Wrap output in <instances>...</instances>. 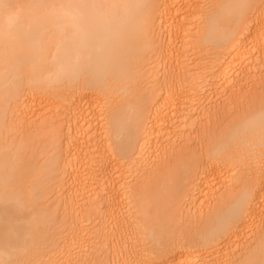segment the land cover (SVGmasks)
I'll return each mask as SVG.
<instances>
[{"label":"bare ground","instance_id":"obj_1","mask_svg":"<svg viewBox=\"0 0 264 264\" xmlns=\"http://www.w3.org/2000/svg\"><path fill=\"white\" fill-rule=\"evenodd\" d=\"M112 2L0 0V264H117L122 249L123 264H264V93L240 89L264 68V0H132L131 21L114 35H72L66 6ZM179 43L199 56L195 67L189 51L176 59ZM222 109L233 119L215 138ZM129 110L144 128L135 155L122 158L112 133ZM196 115L214 127L202 126L199 153ZM49 131L50 157L30 164L24 150L42 151ZM169 158L179 166L161 193ZM167 203L184 213L174 243L158 228L177 217ZM86 217L101 224L87 232Z\"/></svg>","mask_w":264,"mask_h":264},{"label":"rangeland","instance_id":"obj_2","mask_svg":"<svg viewBox=\"0 0 264 264\" xmlns=\"http://www.w3.org/2000/svg\"><path fill=\"white\" fill-rule=\"evenodd\" d=\"M181 45V46H180ZM176 48H178V49H176ZM176 48H175V52H176V56H178L176 59L177 60H180L179 59V55H180V57L182 56L181 54H183V52H184V54L185 53H187L188 51H189V53H188V56H189V63H188V65L190 66V67H195L194 65H197L198 63H199V56L197 55H195V53L194 52H192V48H188V49H186L185 51H182V50H184V45H182V43H179L177 46H176ZM181 48V49H180ZM176 50H179V52H177ZM182 51V52H181ZM181 53V54H180ZM196 57H195V56ZM198 57V58H197ZM193 59V60H192ZM262 60L261 59H259L258 60V62H259V64H261L262 62H261ZM174 62H176V63H174ZM178 61H176L175 59H172V62H170L169 64H170V68H173L172 70H175L176 69V67H178V65H179V63H180V61L177 63ZM178 64V65H177ZM173 65V66H172ZM174 67H175V69H174ZM192 67V68H193ZM259 70V71H258ZM258 70H256V72L254 71V72H251L249 75H248V78L246 79V80H248V82L247 81H244V83L242 84V88H241V86H240V89H242V92L241 93H243V94H241V96L242 95H251L254 91H255V89L254 88H256L257 89V92H259V94H263L264 93V68H263V66H261V69L259 68ZM178 73V72H177ZM176 73V75H178ZM180 75V74H179ZM178 75V76H179ZM177 77V76H176ZM176 77H175V79H176ZM178 78V77H177ZM248 83V84H247ZM254 89V90H253ZM253 90V91H252ZM238 92V94H237V92ZM239 92H240V90L239 89H235V90H233V92L231 93V95L234 93V95H232V96H238L239 95ZM224 94V93H223ZM226 97V98H225ZM211 98H213V97H211ZM226 99H228V97H227V95L225 94V96L223 97V99L222 100H218V104H220V102L221 103H223V105L225 104V100ZM216 100H214V102H215ZM224 101V102H223ZM233 105V104H232ZM226 106V105H225ZM231 106V105H230ZM86 107H88L87 105H86ZM229 108V107H228ZM210 111V115L209 116H211V109L209 110ZM223 111V112H222ZM222 112V116H221V118L220 117H218L219 119H215L214 120V122L216 121V120H218V121H220V123L218 122L217 123V121L214 123V125H215V129L214 130H212V132H211V129H209V131L211 132V134L213 133V132H215V133H213L214 135H216L215 136V138L216 137H218V133L216 134V127H217V131L220 133L221 131H223L224 130V128H223V126H227L226 124H224V123H227L228 124V122H231V120L233 119V118H231V114L229 115V113H228V115H229V117H230V119H229V117H228V115H226V116H224L225 115V113L227 112L226 110H225V112H224V110L222 109L221 111H220V113ZM219 113V114H220ZM213 114V113H212ZM196 116H198V115H196ZM201 116V115H200ZM200 116H198V117H196L197 119H196V123L198 124H196L199 128H197V126H194L193 128V130H195V133H193L191 136H192V138H193V142L195 143L194 145H196V148H197V146H198V148H197V150H196V148H195V152H197L198 151V153L202 150V149H205V147H206V145H204V143H205V141H203V140H205V137H207L206 135L204 136V132H206L207 130H205V129H208V127H211V128H214L213 127V120H210V122H209V120H208V122L206 121L205 123H203L202 121L204 120V119H206V115L204 116V117H200ZM208 117V116H207ZM214 117H216V115L214 116ZM203 118V119H202ZM209 118V117H208ZM199 122H198V121ZM230 120V121H229ZM212 121V122H211ZM222 121V122H221ZM228 121V122H227ZM200 123V124H199ZM217 123V124H216ZM204 124H205V126H204ZM224 124V125H223ZM206 125H208V126H206ZM217 125V126H216ZM221 125V127H219V126ZM223 125V126H222ZM205 127V129L203 128V127ZM196 128V129H195ZM218 128H221V130H218ZM222 128H223V130H222ZM197 130V131H196ZM205 130V131H204ZM163 130H161L160 132H162ZM50 132V134L49 133H47V135L48 136H46V137H48V138H45V147H44V149H42V151H43V153H40V152H42L41 150H40V148H39V145L38 146H34V144H36V143H33V141H37V140H39L40 141V136L39 137H36V136H33V138H35V139H31L32 140V143L33 144H30V142L28 143V144H30V146L28 147H26V148H28V150L27 149H25L24 150V154L26 155V157H27V155H32V156H30V158H31V160L30 159H28V162L31 164V163H33V165L35 164V160H38V162H36V164H39V162H43V161H45V160H47L49 157H46V156H48L47 154L45 155V152L47 151V147L49 146V144H50V141L48 140V139H50V136H52L51 134V131H49ZM207 133V132H206ZM165 135V134H164ZM163 135V136H164ZM207 135H210V133L209 134H207ZM213 137V136H212ZM36 138H38L37 140H36ZM165 139V138H164ZM199 139V140H198ZM201 139H202V141L204 142H202L201 141ZM17 140H19L18 138H17ZM30 140V141H31ZM51 140V139H50ZM166 140V141H165ZM164 141L165 142H167V139H165ZM198 141V142H197ZM197 142V143H196ZM48 143V144H47ZM199 143H201L202 144V148L201 147H199V146H201V144H199ZM37 144H38V142H37ZM164 144H166V143H164ZM198 144V145H197ZM206 144V143H205ZM204 145V146H203ZM35 147H37V148H35ZM159 147H161V148H163V146L162 145H159ZM204 147V148H203ZM200 148V149H199ZM35 149H37V150H35ZM160 149V148H159ZM159 149L157 148L156 149V151H155V153H156V155L155 156H157L158 158H160L161 156H159V153L161 154V151H159ZM161 150V149H160ZM45 151V152H44ZM27 152V153H26ZM32 153V154H31ZM38 153H40V154H38ZM47 153V152H46ZM158 153V154H157ZM41 154H43V156L41 155ZM38 155H41V159L39 158V159H37V157H39ZM42 157L44 158V159H42ZM188 157H191V155H189ZM27 158H29V156L27 157ZM45 158H47V159H45ZM170 160H172L173 161V159H171V158H169ZM31 162H30V161ZM153 160V159H152ZM170 160H167V161H169V162H167L168 163V165H166V163H164L165 165H166V168H163L164 167V165H162V171H161V173H160V175L159 176H157V179H158V181L156 180V185L158 184V186H155V187H159L158 189H157V191H161L162 189H164L163 187H166L167 186V183L166 182H168V174L167 173H170L169 171H174V170H177V168H178V166H179V164H178V161L176 162V160H174L173 162H174V164H173V162H170ZM166 161V160H165ZM86 162V161H85ZM84 162V163H85ZM150 162H152V161H150ZM182 162V161H181ZM180 161H179V163H181ZM83 163V162H82ZM83 163V164H84ZM169 163H172V165L169 167ZM182 164V163H181ZM180 164V165H181ZM122 169H124L125 170V167L124 168H122ZM167 170V171H165V170ZM166 175V176H165ZM189 175V172H188V170H184V171H182V172H180V173H177L176 174V179H178L177 180V184H176V192H177V200H179V198H180V196H182L183 194H184V188H185V186H186V184H187V181H186V177ZM166 177H167V179H166ZM164 179H166V181L164 180ZM160 181V183H157V182H159ZM164 182V183H163ZM162 184V185H161ZM131 186V185H130ZM154 185L152 184V186L151 187H153ZM161 186V187H160ZM163 186V187H162ZM161 188V189H160ZM153 190H156V188H154L153 187ZM157 191H155L154 193H152V196H157L158 197V195H159V192L158 193H156ZM161 193H162V191H161ZM154 194V195H153ZM155 196V197H156ZM173 206L174 204L172 203V204H168L167 203V205H166V207L167 206ZM168 207V210H169V208L170 209H172V207ZM164 208V209H167V208ZM175 208V207H174ZM173 208V209H174ZM164 209H162V211L164 212V215H165V210ZM173 209H172V211L170 210V211H168V210H166V215L167 214H169L170 212L172 213L173 212ZM178 211L179 209L178 208H175L174 209V211ZM180 211V210H179ZM178 211V213H180V214H176L175 212H173L175 215H177V217H174V215L172 214V219L174 218V223L173 224H177V222H175V220H176V218H179L178 219V221L181 223V222H183L184 220H182L183 218H182V216H179V215H184V213H183V211H181V212H179ZM169 219H170V221H172L171 220V217L169 216ZM169 219H168V221H169ZM84 220V219H83ZM181 220V221H180ZM85 221V224H84V222H83V227H85V229L87 230L88 229V231L87 232H90V230L91 229H89L90 227H94V226H97L98 224H101L100 222L101 221H99V222H97L96 224H94V225H92L91 224V222H92V220L90 219V221L88 220V218L86 217V219L84 220ZM173 222V221H172ZM172 222H170V223H172ZM178 222V223H179ZM186 223V222H185ZM175 224V225H176ZM92 225V226H91ZM90 226V227H89ZM99 226V225H98ZM178 226V225H177ZM182 226H184V224H182ZM89 227V228H88ZM185 227H188V224H187V226H186V224H185ZM195 229V230H197V229H199L200 227L197 225V226H192V227H190L189 229ZM84 229V228H83ZM84 229V230H85ZM191 229V230H192ZM86 230H85V233H87L86 232ZM127 230V229H126ZM182 231V230H181ZM131 233H132V231H131ZM130 232H129V234H131ZM128 234V235H129ZM130 236H132V235H130ZM128 238H130V237H128ZM128 238H127V240H128ZM132 238H133V236H132ZM132 238L130 239V240H126L125 241V245H123V247H125V246H127V247H129L130 245H128L130 242H135L134 240V238H133V240H132ZM132 240V241H131ZM126 242H128V244H126ZM132 243H130V244H132ZM143 244V243H142ZM134 245V244H133ZM132 246V245H131ZM130 246V247H131ZM135 246V245H134ZM133 247V246H132ZM116 249V248H115ZM117 250V249H116ZM119 252V254H117ZM121 254H123V255H121ZM240 253H238V255H239ZM114 256L117 258L116 260H118V263L117 264H123V263H125V259H126V257H123V256H125V252L123 253V249L121 250V251H117L115 254H114ZM123 258V259H122ZM103 259V262L105 263L106 261H105V259L104 258H102ZM103 263V264H104ZM116 264V263H115Z\"/></svg>","mask_w":264,"mask_h":264},{"label":"snow or ice","instance_id":"obj_3","mask_svg":"<svg viewBox=\"0 0 264 264\" xmlns=\"http://www.w3.org/2000/svg\"><path fill=\"white\" fill-rule=\"evenodd\" d=\"M105 6L98 4H70L66 6V10L63 15L67 18L69 26L72 29V35H76L81 31V22L85 14V10L96 11ZM79 54L76 59L79 60ZM144 125L143 119L140 113L129 110L127 114L119 121L114 129L112 149L118 153L122 158H129L135 155L136 149L139 146L142 136ZM247 194L240 197L237 207L238 216L244 212L247 203ZM34 223L39 224V219L34 218ZM160 230L167 233L169 242L174 243L176 235L174 232V224L170 223L167 219L162 224L158 225ZM157 238V229H153L152 239L155 241Z\"/></svg>","mask_w":264,"mask_h":264},{"label":"clouds","instance_id":"obj_4","mask_svg":"<svg viewBox=\"0 0 264 264\" xmlns=\"http://www.w3.org/2000/svg\"><path fill=\"white\" fill-rule=\"evenodd\" d=\"M135 5L132 0H114L103 10L84 16L78 38L88 40L96 36H111L123 29L132 19ZM14 16V14H10Z\"/></svg>","mask_w":264,"mask_h":264}]
</instances>
